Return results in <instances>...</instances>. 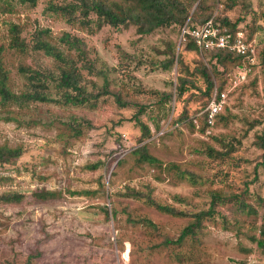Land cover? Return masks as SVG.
I'll use <instances>...</instances> for the list:
<instances>
[{"label":"rangeland","instance_id":"rangeland-1","mask_svg":"<svg viewBox=\"0 0 264 264\" xmlns=\"http://www.w3.org/2000/svg\"><path fill=\"white\" fill-rule=\"evenodd\" d=\"M70 1L36 0L34 7H28L9 0V10L0 9L1 65L12 93L25 90L26 82L17 71L20 65L42 71L54 70L55 64L30 50L20 56L8 49L11 24L21 27L28 45L35 29L47 30L51 44L60 49L58 39L63 34L80 39L88 58L103 72L88 78L95 89L88 86L87 91L100 92L106 85L110 92L78 107L62 103L0 106V146L20 150L17 158L0 164V195L20 197L18 202H0V264H264V248L251 240L264 225V158L256 146L257 139L264 137L260 22L264 0H209L205 7L217 25L222 19L239 20L235 28L255 46L257 65L247 81L234 88L229 83L236 62L222 66L209 54L186 51L179 26L142 36L133 28L107 26L89 32L52 12L51 7ZM195 8L194 4L190 15ZM167 45L186 67L182 73L185 91L180 97L175 94L176 66L168 70L160 66ZM200 63L213 87L222 86L226 97L224 120L223 116L217 119L206 135L188 125L173 124L203 102L200 93L205 84L193 72ZM167 94V102L159 103ZM117 97L124 107L116 103ZM134 117L148 129V137L141 138ZM75 130L80 131L78 136ZM227 143L233 151L218 161L204 154L208 147L224 151L222 144ZM141 145L156 160L151 166L135 164L137 157L131 154ZM171 165L203 177V184L194 186L178 179ZM125 186H149L159 203L189 212L206 209L212 191L237 192L234 198L239 202L217 208L219 217L204 223L201 232L181 248L157 247L163 236L175 237L187 220L115 199L113 193ZM244 189L241 196L238 192ZM38 191L55 196L38 200L33 197ZM175 195L186 202H174ZM123 209L131 210L135 219L148 218L158 226L159 234L126 226ZM152 245L156 248L150 252ZM178 250L180 256L174 259Z\"/></svg>","mask_w":264,"mask_h":264},{"label":"trees","instance_id":"trees-1","mask_svg":"<svg viewBox=\"0 0 264 264\" xmlns=\"http://www.w3.org/2000/svg\"><path fill=\"white\" fill-rule=\"evenodd\" d=\"M16 1L20 5L34 7L36 0ZM208 1L209 0H71L66 5L51 7V9L54 14L63 17L67 24L76 23L89 32H97L102 27L107 26L112 30H128L129 28H133L136 35L142 36L149 35L159 29L179 26L182 42H186V51H195L201 55L209 54L211 60H215L217 64L222 66L228 61H235L234 67L245 64V57L225 49H214L211 51L202 49L191 36L190 33L193 30L201 27L208 20H211L212 26L216 27L209 12L206 13L205 7ZM194 4L196 5V12L190 15V8ZM231 5L232 3L228 4L226 9L231 8ZM9 6V0H0V9L2 11H8ZM237 21L239 20H236L234 23H229L227 19L220 20V24H218L217 27L218 32H224L234 37L236 32H241L238 28H235ZM260 22L262 24L261 31L264 39V13L260 16ZM91 25H94L93 29H91ZM35 30L36 31L31 35V43L28 45L23 37H21V27L17 24L9 25L7 30V48L18 53L20 56L25 54L28 50L33 53L41 54L55 64L54 70L45 69L38 71L20 65L17 71L18 74L24 78L26 86L21 94L16 95L12 93L7 86V75L1 65L2 48L0 47V106L14 105L22 107L30 103H62L78 107L95 101L99 96L110 94V92L106 91V85L100 89V92L97 91L92 93V90L95 89V84L88 78L101 76L103 72L96 67L94 60L88 58L87 52L84 50V45L80 39L70 36L69 34H63L58 39V43L62 47V49H60L51 44L47 30ZM246 40L249 41L250 39L247 38ZM171 49L169 45L166 46L165 51L162 53L166 58L161 61L160 66L163 70H168V68L173 65L176 66L177 78L175 94L177 97H180L185 91L186 81L183 79L182 73L186 67L179 58V54L174 56ZM69 53H71V56ZM261 54V63L263 64L264 49H262ZM82 72H84V75ZM193 72L196 73L205 84L204 91L200 93V99L203 102H201L200 107L191 115L186 112L182 113L177 120L173 121V124L188 125V127L194 129L201 135H206L208 134V128H211L215 122H217V119L223 116L224 120L226 97L222 110L209 120L205 108L214 92L217 95L222 93V86H219V88L213 87V80L202 63H200L196 69H193ZM229 84L233 88L232 80H230ZM88 86L92 88L91 91H87ZM50 88H53V95ZM54 95L57 96V99H52ZM168 98V94L164 95L159 103L167 102ZM54 100H56V102ZM115 101L118 105L124 107L119 97H117ZM142 112L141 110L138 114L140 115ZM162 118H164V116ZM134 119L141 127V138L144 139L148 137V129L142 126L137 117H134ZM79 134L80 131H74V136H78ZM256 146L262 150V156L264 158L263 136L257 139ZM222 147L224 151H216L208 147L204 150V154L210 160L218 161L233 151L231 143L222 144ZM19 155V149H10L0 146V164H5L17 158ZM131 155L137 157L136 166H140L143 163L151 166L156 162V160L149 155L145 145L137 147ZM89 168L94 170L95 167L91 166ZM171 168L175 170L178 179L186 180L189 184L194 186L196 184H203L205 180L203 177L197 176L194 173L186 170H179L174 165H171ZM98 186V189H102V185L99 182ZM244 191L245 189L238 193L242 196L245 195ZM152 192L153 190L149 186H144L143 189L125 186L113 194L115 199L139 203L140 205L152 209L159 215L187 220V224L181 228L175 237L163 236L162 241L157 247L181 248L188 239L194 238L201 232L206 222H211L215 217H219L217 208L239 202V200L234 198V196H237V192L231 195H221L216 191H212L209 192V201L206 209H200L197 212H189L168 204L159 203L152 197ZM53 196L55 195L51 192L38 191L33 193V197L38 200L50 199ZM19 199V196L9 193L0 195L1 203L18 202ZM173 200L179 204L186 202L185 198L178 195L173 196ZM122 213L125 216L124 222L126 226L145 230L148 235L159 234L158 226L148 218L139 217L135 219L132 215V211L127 209H123ZM251 240L255 243L256 247L264 248V225L259 227L257 237H252ZM155 248L156 246L152 245L150 248L148 247V250L153 252ZM178 256H180L179 250L174 253V259Z\"/></svg>","mask_w":264,"mask_h":264},{"label":"built area","instance_id":"built-area-1","mask_svg":"<svg viewBox=\"0 0 264 264\" xmlns=\"http://www.w3.org/2000/svg\"><path fill=\"white\" fill-rule=\"evenodd\" d=\"M217 27V24L216 27H213L211 20H208L204 25L193 30L190 34L195 39L197 45L206 51L225 49L246 58V63L236 67L235 74L230 79L234 88V86L244 84L247 81V77L251 74L253 67L256 65V49L253 44L247 42L242 32H236L234 37H231L224 32H218ZM224 99L225 94L223 92L220 95H217L215 92L213 93L205 108L209 120L222 110Z\"/></svg>","mask_w":264,"mask_h":264},{"label":"clouds","instance_id":"clouds-1","mask_svg":"<svg viewBox=\"0 0 264 264\" xmlns=\"http://www.w3.org/2000/svg\"><path fill=\"white\" fill-rule=\"evenodd\" d=\"M257 65V64H256Z\"/></svg>","mask_w":264,"mask_h":264}]
</instances>
